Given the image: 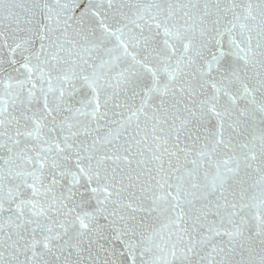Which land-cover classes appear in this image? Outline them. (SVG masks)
<instances>
[{
    "label": "snow or ice",
    "instance_id": "snow-or-ice-1",
    "mask_svg": "<svg viewBox=\"0 0 264 264\" xmlns=\"http://www.w3.org/2000/svg\"><path fill=\"white\" fill-rule=\"evenodd\" d=\"M0 264H264V0H0Z\"/></svg>",
    "mask_w": 264,
    "mask_h": 264
}]
</instances>
